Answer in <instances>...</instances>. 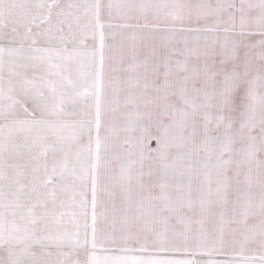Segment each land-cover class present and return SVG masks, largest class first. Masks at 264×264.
Instances as JSON below:
<instances>
[{"label":"snow or ice","instance_id":"6c2138e0","mask_svg":"<svg viewBox=\"0 0 264 264\" xmlns=\"http://www.w3.org/2000/svg\"><path fill=\"white\" fill-rule=\"evenodd\" d=\"M0 264H264V0H0Z\"/></svg>","mask_w":264,"mask_h":264}]
</instances>
